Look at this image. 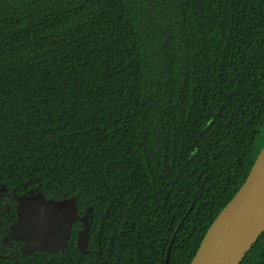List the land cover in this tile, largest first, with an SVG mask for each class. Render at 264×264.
Returning a JSON list of instances; mask_svg holds the SVG:
<instances>
[{
    "label": "trees",
    "instance_id": "trees-1",
    "mask_svg": "<svg viewBox=\"0 0 264 264\" xmlns=\"http://www.w3.org/2000/svg\"><path fill=\"white\" fill-rule=\"evenodd\" d=\"M263 126L264 0H0V185L91 208L0 264H190Z\"/></svg>",
    "mask_w": 264,
    "mask_h": 264
},
{
    "label": "water",
    "instance_id": "water-1",
    "mask_svg": "<svg viewBox=\"0 0 264 264\" xmlns=\"http://www.w3.org/2000/svg\"><path fill=\"white\" fill-rule=\"evenodd\" d=\"M0 191L9 189L2 185ZM13 197L17 218L11 231L23 242L24 254L63 250L75 221L82 225L77 232V248L88 252L91 208L81 215L75 196L47 198L39 189H32L21 195L14 192ZM263 232L264 145L246 181L209 227L190 264H240Z\"/></svg>",
    "mask_w": 264,
    "mask_h": 264
},
{
    "label": "flooded vegetation",
    "instance_id": "flooded-vegetation-1",
    "mask_svg": "<svg viewBox=\"0 0 264 264\" xmlns=\"http://www.w3.org/2000/svg\"><path fill=\"white\" fill-rule=\"evenodd\" d=\"M2 185H0L1 189ZM13 189L8 192L0 191V240L6 251L18 252L23 242L13 237L11 226L17 218V201L13 197Z\"/></svg>",
    "mask_w": 264,
    "mask_h": 264
},
{
    "label": "rangeland",
    "instance_id": "rangeland-1",
    "mask_svg": "<svg viewBox=\"0 0 264 264\" xmlns=\"http://www.w3.org/2000/svg\"><path fill=\"white\" fill-rule=\"evenodd\" d=\"M264 138V126L261 130L260 135L257 137L256 142H261V140Z\"/></svg>",
    "mask_w": 264,
    "mask_h": 264
}]
</instances>
